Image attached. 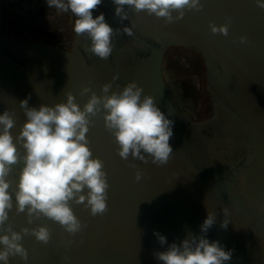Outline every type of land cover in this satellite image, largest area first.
Segmentation results:
<instances>
[{"label":"water","instance_id":"water-1","mask_svg":"<svg viewBox=\"0 0 264 264\" xmlns=\"http://www.w3.org/2000/svg\"><path fill=\"white\" fill-rule=\"evenodd\" d=\"M201 3L200 11L186 9L183 19L171 24L164 18L148 15L146 11L137 13L125 6L128 17L124 21L140 33L143 42L151 41L147 42L149 52L138 54L131 68L128 67L130 46H127L130 39L122 31L117 35L120 47H113L114 61L111 56L101 59L86 51L89 46L86 36L82 41V36L76 33L71 50L9 36H32L53 45H65L68 38L72 39L75 20L70 12L58 14L55 8L47 7L46 0L0 4L3 31H0V109L14 114L16 124L10 130L13 137L26 121L19 105L21 100L30 97L29 107L38 109L42 104L66 103V93L71 92L74 102L83 109L92 92L103 95L101 87L106 83L112 85L110 95L136 82L143 89L141 99L145 95L152 96L157 107L173 121V136L169 140L173 153L166 165L157 166L150 157L147 163L131 155L127 160L122 159L114 136L105 129L103 110L90 117L92 122L86 135L93 158L103 161L107 174V211L92 216L90 208L85 207L87 201L81 204L69 201L74 215L84 225L80 232L69 234L47 217H33L29 223L27 212L17 214L13 198V208L3 228L10 224L14 231L21 232L23 228L46 226L50 239L44 244L21 232L20 243L27 250L28 258L12 256L9 264H163L154 254L166 251L172 243L180 244L189 233L204 235L210 242L218 241L225 250H233L231 260L225 264H264V239L257 238L239 219L262 224L264 215L239 216L215 191V186L221 185L234 165L205 174L196 164L197 161L205 167L212 149L207 126H195L198 120L202 121L199 124L207 122L206 115L200 111L206 81L191 76L190 60L195 54L189 49L173 47L199 50L217 65L224 79L220 84L211 80L212 86L236 111L227 105H223L224 108L243 131L262 143L264 150V9L257 6L256 0H201ZM99 6L115 15L112 0H102ZM176 15L173 12V16ZM228 18L231 24L227 36L211 32L210 23L224 25ZM242 36L246 37L245 43L240 42ZM4 49L16 52L19 59L30 60L31 66L27 68L13 61ZM167 50L171 59L166 68L169 89L184 113L178 122L179 128L177 108L161 73ZM114 76L125 83L114 80ZM85 86L91 91L82 95L81 89ZM18 149L23 154L22 147L18 145ZM14 167L20 170L22 161ZM137 171L142 176L140 181L135 179ZM87 191L85 188L84 194ZM247 191L250 197L238 191L242 203L252 205V199H260L258 193ZM224 208L228 210L227 216L223 214ZM208 211L215 213L216 221L205 234L200 225ZM224 219L229 220L226 229L221 227ZM3 228L0 235L6 234ZM154 232L165 236L166 244L161 245ZM2 247L0 245V249Z\"/></svg>","mask_w":264,"mask_h":264},{"label":"clouds","instance_id":"clouds-1","mask_svg":"<svg viewBox=\"0 0 264 264\" xmlns=\"http://www.w3.org/2000/svg\"><path fill=\"white\" fill-rule=\"evenodd\" d=\"M115 16L121 22L127 19L125 6L139 13L164 18L166 23L183 19L185 10L200 11L201 0H112ZM102 0H46L48 8H55L57 13H71L74 17L73 31L79 36L91 40L86 48L101 59H108L113 51L114 37L120 29L114 30L101 13L95 18L93 12ZM257 6L264 9V0H256ZM173 12L177 13L173 16ZM231 19L224 25L210 23L213 34L228 35ZM123 33L133 35V28L125 26ZM245 43L246 37H240ZM113 79H118L114 76ZM111 83L102 85L103 95L92 92L83 109L74 102L71 92L66 93V103L54 106L45 104L37 109L29 107L28 99L19 102L26 121L18 135L13 137L11 129L16 121L14 114L5 110L0 114V228L9 220V211L13 208V198L17 214L27 212L28 222L33 217H47L58 222L69 234L80 232L84 225L74 215L69 201L84 203L90 208L92 216L103 215L107 211V174L103 170V161L93 158L89 148L87 133L94 117L103 110V121L107 131L115 138L118 155L127 160L129 155L145 163L148 157L157 166L166 165L173 153L169 140L173 136V121L159 107L154 98L145 95L136 82L128 83L120 92L109 90ZM91 89H81L87 94ZM18 145L24 150L23 154ZM147 154V156L145 155ZM23 163L17 170L14 165ZM142 178L137 171L136 181ZM88 191L84 194V189ZM14 192V197H13ZM223 214L228 215L227 208ZM215 213L208 211L206 219L200 225L202 233H207L215 223ZM229 220L224 219L222 228H227ZM6 234L0 235V261L9 264V258L19 256L27 260V250L20 243L24 235H32L44 244L50 239V230L38 226L21 232L13 230L9 224L3 228ZM161 245L166 244V237L154 232ZM231 249L218 242H210L206 236H195L189 233L180 244L172 243L166 251L156 252V259L163 264H225L232 258Z\"/></svg>","mask_w":264,"mask_h":264},{"label":"flooded vegetation","instance_id":"flooded-vegetation-1","mask_svg":"<svg viewBox=\"0 0 264 264\" xmlns=\"http://www.w3.org/2000/svg\"><path fill=\"white\" fill-rule=\"evenodd\" d=\"M12 1L15 0H0V4L2 6H6ZM101 13L104 14L105 21L109 25H111V27H114V29H120V31H122L125 26L133 28V35H128L130 42L127 43V46H130V62L128 63V67L131 68L136 63L138 54L145 55L149 52V46L147 44L151 41L146 40V42H143L140 33L137 32L131 24L126 21L121 22L119 18H117L113 13L103 7L98 6V8L93 12V17L95 18ZM0 31L2 30L0 29ZM74 34L75 32L72 31V39L68 38L67 44L59 46L50 44L45 40H37L32 36L22 37L9 34L7 35L23 40L44 43L46 45L71 50ZM84 39L85 36H82V41ZM86 41L90 46L91 40L89 38H86ZM113 42L116 43L114 44V48L120 47L119 39L117 36L114 37ZM173 47H178L179 49H189L195 54V57L190 60V63H192L191 67L193 68V70H191V76H195L198 81H206V86L204 87V91L202 92V94L205 95L201 102L200 111L202 112V114L206 115L205 120H207V122L204 124H199L198 122L202 121L198 120L197 122H195V126H207V137H210L209 142L212 145V149L208 153L209 156H207V165L205 167H201L196 161L197 166L202 169L205 174H212L222 170L228 165L231 166L233 164L234 166L229 174L222 179L221 185L215 186V191L217 192V194H220L224 198L223 202L226 205L230 206L237 215L239 214V216H243V214L256 216H259L261 214L264 215V150L262 149V143H260L255 137L243 131L240 128V124L238 123V121H235V119L224 108L223 105H227L230 108L234 109L231 103L223 96V94L220 93L216 87L212 86L211 80H213L215 83L220 84L222 79H224L223 74L217 70V65L199 50L185 46ZM168 50L165 53L161 73L165 81L167 92L172 102L174 103V106L177 108L176 125L179 128L178 122L182 118V115L184 113L178 102L173 99L171 91L169 89L166 68L167 65H169L171 59L170 57H168ZM4 52L13 61L19 63L20 65H23L27 68L31 66L30 60L26 58L19 59L20 55H18L16 52L9 49H4ZM111 60L114 61L112 54ZM87 61H90L88 56ZM112 64L114 63L112 62ZM129 72L127 69V77L129 75ZM118 79L121 83H125L121 78ZM2 113L3 111L0 109V114ZM198 115H200L199 112ZM194 158L196 160V157ZM247 189H251L253 191L252 194L258 193L257 197L260 198L257 200L252 199V201L254 202L252 205L242 203L238 194L239 191L242 194L244 193L245 195H248V197H250L251 193L248 192ZM239 219L242 224L251 231L252 234H254L260 240L264 239V222L260 224L257 221L256 224H250L241 217H239Z\"/></svg>","mask_w":264,"mask_h":264}]
</instances>
